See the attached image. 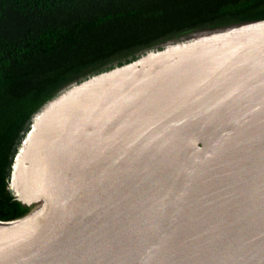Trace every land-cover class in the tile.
I'll return each mask as SVG.
<instances>
[{"label":"water","instance_id":"1","mask_svg":"<svg viewBox=\"0 0 264 264\" xmlns=\"http://www.w3.org/2000/svg\"><path fill=\"white\" fill-rule=\"evenodd\" d=\"M10 188L0 264H264V21L73 85Z\"/></svg>","mask_w":264,"mask_h":264},{"label":"trees","instance_id":"2","mask_svg":"<svg viewBox=\"0 0 264 264\" xmlns=\"http://www.w3.org/2000/svg\"><path fill=\"white\" fill-rule=\"evenodd\" d=\"M255 21L264 0H0V221L30 211L10 188L13 166L36 117L64 91L165 39Z\"/></svg>","mask_w":264,"mask_h":264},{"label":"rangeland","instance_id":"3","mask_svg":"<svg viewBox=\"0 0 264 264\" xmlns=\"http://www.w3.org/2000/svg\"><path fill=\"white\" fill-rule=\"evenodd\" d=\"M238 24H241V23H238ZM238 24H231L228 26L226 25V26H222L219 28H203V29H199V30H195V31H191V32H186V33L181 34L179 36L171 37V39L168 38V39H165L163 41H160L158 44H155L153 47L138 51L136 54H143V53H147L150 51H154V50H157L159 48L171 46V45L176 44V43H180V42H183V41H186L189 39H193V38H196V37H199L202 35H206V34H209V33L215 32V31H219V30H222V29H225L228 27H232V26H235ZM128 56H130V55H128ZM118 60L119 59L113 61L112 63H115Z\"/></svg>","mask_w":264,"mask_h":264}]
</instances>
